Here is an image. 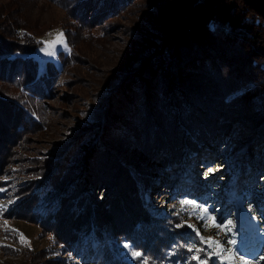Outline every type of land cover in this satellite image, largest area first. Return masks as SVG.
Returning <instances> with one entry per match:
<instances>
[{
	"label": "rangeland",
	"instance_id": "rangeland-1",
	"mask_svg": "<svg viewBox=\"0 0 264 264\" xmlns=\"http://www.w3.org/2000/svg\"><path fill=\"white\" fill-rule=\"evenodd\" d=\"M63 1L0 0V5L9 3V7L19 4L24 15L28 14L27 25L18 27L16 36L20 40L31 36L40 43L35 56L41 70L48 61L56 65L47 97L28 93L26 79H0L1 92L20 98V103L34 112L31 118L21 107L11 116L12 123L0 125V206L6 209L0 212V264H100L97 251L101 244L96 241V232L86 227L98 221V211L112 217L121 211L116 207L118 201L129 199L128 193L119 199L122 187L115 181L112 188L105 181L106 173L87 180L86 169L97 153L93 146L100 133L95 135L94 131L103 127V106L114 93L121 73L138 69L157 11L152 0H113L105 10L116 11L99 19L101 8L92 6L99 0L86 4L81 16L77 11L86 0ZM85 22L97 23L89 26ZM61 32L63 42L45 49L43 42L54 40ZM41 74L32 85L44 90L49 84ZM3 100L2 104L11 105V101ZM5 105L3 113L10 115L8 111L14 109ZM236 119L240 118L219 125L225 134L218 135L219 143H209L203 153L188 147L190 153L185 151L182 159L192 156L179 170L177 166H161L164 152L148 158L153 177L148 185L140 179L137 188L138 194L144 193L146 200L167 214L186 218L199 236L218 242L234 238L235 248L255 260L264 254L263 201L251 193L241 197L236 188L244 186L254 168L264 174V137L238 131ZM96 120L101 123L96 125ZM133 143L128 148L130 155H143ZM203 158L208 163L201 162ZM233 169L238 176L231 174ZM138 174L140 178L142 174ZM124 182L119 184L124 186ZM131 193L135 195L134 190ZM182 201L190 203L184 205ZM201 208L210 209L220 222L232 220V233L226 236L224 230L209 226L206 218L200 219L205 215ZM21 234L27 243L20 242ZM235 264H239V256Z\"/></svg>",
	"mask_w": 264,
	"mask_h": 264
},
{
	"label": "trees",
	"instance_id": "trees-1",
	"mask_svg": "<svg viewBox=\"0 0 264 264\" xmlns=\"http://www.w3.org/2000/svg\"><path fill=\"white\" fill-rule=\"evenodd\" d=\"M92 1L82 2L77 14L81 16ZM111 1L99 0L92 5L96 10L101 8L99 19L116 11L105 10ZM8 7L9 3L0 5V79H26L28 93L47 97L55 61H48L41 70L35 56L40 43L31 36L24 40L16 36V29L27 25L28 14L24 15L19 4L5 13ZM152 7L157 15L153 17L147 52L139 59L137 70L121 73L114 93L104 104L103 127L94 131L95 135L100 133L93 146L97 153L86 169L87 180L106 173L105 181L112 188L115 181L122 187L119 199L126 193L130 199L118 201L116 207L121 211L112 217L98 211L100 220L86 227L96 232V241L101 244L97 251L100 264H197L191 259L193 253L187 251L189 246L204 249L202 256L213 252L206 243L209 239L186 226V218L167 214L155 202L146 200L144 193L138 194V181L144 179L148 185L153 177L148 158L164 152L161 166H177L179 170L192 156L182 159L188 147L200 154L209 143L218 144L217 136L225 134L219 125H227L236 116L240 118L235 120L238 131L264 137V0H152ZM86 23L90 26L97 22ZM69 41L72 43L70 37ZM40 73L49 84L44 90L32 85ZM8 95L0 91L3 101H11V105H5L0 99V125L12 123L11 116L21 107L29 117L34 116L32 107ZM3 105L14 109L8 111L10 115H4ZM131 143L143 155H130ZM138 173L142 174L140 178ZM235 173L238 176L233 169L231 174ZM249 177L243 190L240 185L236 190L241 191V197L251 193L261 199L264 207V174L254 168ZM123 179L124 186L119 184ZM134 251L142 256L134 258ZM209 264H221V258L210 256Z\"/></svg>",
	"mask_w": 264,
	"mask_h": 264
},
{
	"label": "snow or ice",
	"instance_id": "snow-or-ice-1",
	"mask_svg": "<svg viewBox=\"0 0 264 264\" xmlns=\"http://www.w3.org/2000/svg\"><path fill=\"white\" fill-rule=\"evenodd\" d=\"M64 34L61 32L59 33L54 40L51 41H45L43 42L45 44V49L54 47L55 45L61 44L63 42ZM49 55L52 54V52H48ZM209 172H212V169L208 170ZM0 191H3V189H0ZM14 201H11L12 203ZM184 205L189 204V201H182L181 202ZM6 209L0 206V212L5 211ZM201 212H203L205 215L201 216L200 219H207L209 226L216 228V229H222L225 231L226 236L228 234L232 233L233 229L230 227L232 225V220H227L226 222H220L218 221V218L211 213V210L208 208H201ZM184 224H178L177 227H184ZM189 228H192V225H186ZM195 231V229H194ZM199 235V233H197ZM20 242L21 243H27L26 239L23 237V235H20ZM201 243H205L203 239H201ZM210 248L214 249L213 252L208 253L207 256L200 255L204 252V249L199 248L198 246L192 245L187 248V251L190 253H193L191 256V259L193 261H196L197 264H209V257L210 256H216L221 258V264H235V259L237 256H239V264H262L264 262V254H261L258 258L255 260L247 258L244 254L240 253L238 249L235 248L236 240L234 238H228L223 242H218L212 239L207 240L206 242ZM224 245H231V248H227ZM125 247H128V245H125ZM132 256L134 258H139L142 256V253L134 251L132 253Z\"/></svg>",
	"mask_w": 264,
	"mask_h": 264
},
{
	"label": "bare ground",
	"instance_id": "bare-ground-1",
	"mask_svg": "<svg viewBox=\"0 0 264 264\" xmlns=\"http://www.w3.org/2000/svg\"><path fill=\"white\" fill-rule=\"evenodd\" d=\"M200 154H201V153H200ZM184 161H185V160H184ZM202 161H205V159H202ZM202 161H201V162H202ZM207 161H209V160H207ZM194 163H195V162H194ZM180 169H181V168H180ZM180 171H181V170H180ZM177 173H178V172H177ZM192 173H193V172H192Z\"/></svg>",
	"mask_w": 264,
	"mask_h": 264
}]
</instances>
